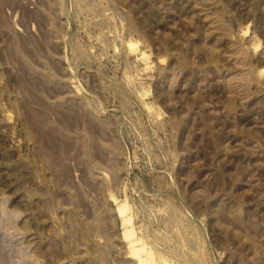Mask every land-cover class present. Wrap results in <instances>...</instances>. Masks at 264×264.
I'll use <instances>...</instances> for the list:
<instances>
[{
  "label": "rangeland",
  "instance_id": "374dc122",
  "mask_svg": "<svg viewBox=\"0 0 264 264\" xmlns=\"http://www.w3.org/2000/svg\"><path fill=\"white\" fill-rule=\"evenodd\" d=\"M0 264H264V0H0Z\"/></svg>",
  "mask_w": 264,
  "mask_h": 264
}]
</instances>
